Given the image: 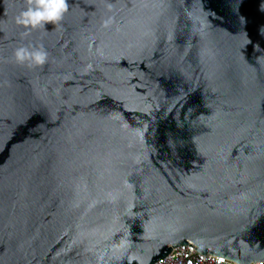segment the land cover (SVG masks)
<instances>
[{"label": "water", "instance_id": "obj_1", "mask_svg": "<svg viewBox=\"0 0 264 264\" xmlns=\"http://www.w3.org/2000/svg\"><path fill=\"white\" fill-rule=\"evenodd\" d=\"M68 4L0 0V264L264 261V0Z\"/></svg>", "mask_w": 264, "mask_h": 264}, {"label": "clouds", "instance_id": "obj_2", "mask_svg": "<svg viewBox=\"0 0 264 264\" xmlns=\"http://www.w3.org/2000/svg\"><path fill=\"white\" fill-rule=\"evenodd\" d=\"M27 8L16 18V23L28 30H38L46 25H56L69 11L68 0H27ZM18 63L43 66L48 53L41 48L19 47L14 52Z\"/></svg>", "mask_w": 264, "mask_h": 264}, {"label": "built area", "instance_id": "obj_3", "mask_svg": "<svg viewBox=\"0 0 264 264\" xmlns=\"http://www.w3.org/2000/svg\"><path fill=\"white\" fill-rule=\"evenodd\" d=\"M154 264H237L231 260L221 257H215L209 253L202 256L189 245H181L171 251L165 258ZM251 264H264L262 262H253Z\"/></svg>", "mask_w": 264, "mask_h": 264}]
</instances>
